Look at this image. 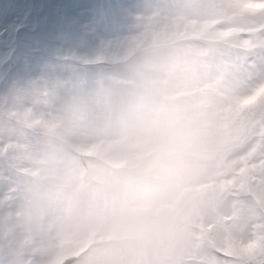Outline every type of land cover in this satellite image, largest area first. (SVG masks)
I'll return each instance as SVG.
<instances>
[{"label": "rangeland", "instance_id": "rangeland-1", "mask_svg": "<svg viewBox=\"0 0 264 264\" xmlns=\"http://www.w3.org/2000/svg\"><path fill=\"white\" fill-rule=\"evenodd\" d=\"M130 3L94 43L0 68V264L235 259L248 197L227 181L249 138L237 106L264 83L244 44L264 3Z\"/></svg>", "mask_w": 264, "mask_h": 264}, {"label": "snow or ice", "instance_id": "snow-or-ice-1", "mask_svg": "<svg viewBox=\"0 0 264 264\" xmlns=\"http://www.w3.org/2000/svg\"><path fill=\"white\" fill-rule=\"evenodd\" d=\"M130 7V0H0V68L32 67L66 47L94 43L115 31ZM249 31L255 36L244 44L260 49L264 62V16ZM261 91L264 83L237 106L249 138L231 162L234 176L227 183L238 185L248 199L244 213L235 214L237 232L229 229V254L235 259L228 264H264V109L247 111Z\"/></svg>", "mask_w": 264, "mask_h": 264}, {"label": "trees", "instance_id": "trees-1", "mask_svg": "<svg viewBox=\"0 0 264 264\" xmlns=\"http://www.w3.org/2000/svg\"><path fill=\"white\" fill-rule=\"evenodd\" d=\"M4 93H5V87H4V84L2 85H0V95L1 96H4ZM70 261H67L66 263H64V264H68Z\"/></svg>", "mask_w": 264, "mask_h": 264}, {"label": "water", "instance_id": "water-1", "mask_svg": "<svg viewBox=\"0 0 264 264\" xmlns=\"http://www.w3.org/2000/svg\"><path fill=\"white\" fill-rule=\"evenodd\" d=\"M1 101H2V96L0 95V103H1Z\"/></svg>", "mask_w": 264, "mask_h": 264}]
</instances>
